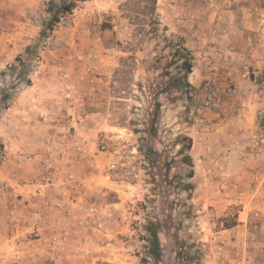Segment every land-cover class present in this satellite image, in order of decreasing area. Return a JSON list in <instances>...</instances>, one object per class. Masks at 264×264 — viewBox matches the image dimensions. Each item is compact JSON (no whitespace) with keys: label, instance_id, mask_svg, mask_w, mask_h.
I'll return each instance as SVG.
<instances>
[{"label":"rangeland","instance_id":"374dc122","mask_svg":"<svg viewBox=\"0 0 264 264\" xmlns=\"http://www.w3.org/2000/svg\"><path fill=\"white\" fill-rule=\"evenodd\" d=\"M147 4L0 0V119L14 102L31 104L42 133L38 151L22 155V180L31 175L28 165L36 162L42 169L40 160L51 150L60 169L53 198L80 203L61 222L59 231L66 234L57 245L48 238L38 245L40 236L32 231L12 242L4 236L5 221L17 204L22 205V197L4 199L0 177V264L264 260V254L245 252V236L224 232L237 225L240 212L245 217L239 183L245 170V137L241 132L234 138L237 126L229 121L243 115L245 106L234 88L220 85L226 80L219 76L196 80L190 73L188 93L174 88L183 62L178 46L188 48L187 36L176 22L177 10L168 12L165 0H158L156 17L148 13ZM71 5L72 11H61L55 18L59 8ZM253 6L264 11V0H245V18L258 28L255 14H249ZM152 18L158 23L152 24ZM215 45L205 44L199 50L202 55L188 48L193 70L201 68L196 60L215 54ZM202 67L210 74L216 68L208 62ZM236 67L248 68L243 63ZM152 124L157 134L147 131ZM259 124L264 127V122ZM180 135L193 139L192 180L179 154L184 143L175 141ZM5 150L0 140V156ZM190 181L193 192L180 185ZM24 202L30 203L27 198ZM91 208L97 210L94 215ZM253 212L260 221L261 211ZM93 219L95 223H85ZM148 221L162 224L159 263L147 254Z\"/></svg>","mask_w":264,"mask_h":264},{"label":"crops","instance_id":"0c3cea01","mask_svg":"<svg viewBox=\"0 0 264 264\" xmlns=\"http://www.w3.org/2000/svg\"><path fill=\"white\" fill-rule=\"evenodd\" d=\"M165 1L168 12L177 10L176 22L181 29L184 28L187 36L186 46L189 49L199 52L207 43L216 44L215 54L210 53L209 59L196 60L200 62L201 68L193 70L191 74L197 75L196 80H199V77L219 76V79L226 80V83L221 82L222 87L228 84V87L234 88L236 99L240 100L245 107L243 115L229 120L231 124L237 126L236 132L232 135L238 138L237 135L243 132L245 138L252 136L259 129V123L264 122V30L261 31V27L257 28L245 18V0H232V7H227L225 3L213 5L201 0ZM225 47L229 51L224 52ZM221 49L222 54L218 52ZM198 54L202 55L201 52ZM240 54H245L247 59L245 65L248 68L245 70L236 67L241 63ZM204 62L215 65L217 69L210 74L209 69H203ZM31 106V104L14 102L0 119V140L6 149V161L0 169V177L3 182L12 185L14 191L23 193L21 200L18 201L22 205L17 204L16 215L14 217L8 215L5 221L4 236L11 238L12 242L15 237H18L19 241L23 240L26 232L30 230L28 224H33L34 212L42 210L45 223L39 232L40 243L37 242L41 245L47 238L51 243V235L47 230L48 224L55 223L57 220L64 221L67 213H75L80 203L79 200L75 203L74 200L69 199L58 201L52 196L54 206L48 210L44 206L43 196L34 195L27 186H18V182L23 181L25 177L22 172L24 166L21 163L22 155L37 152L38 143L42 138V133L35 121L36 112ZM195 156H197L196 153ZM34 163L31 164L33 166L27 167L32 171L29 178L39 173L40 165L36 166ZM241 174L243 175L239 183L244 192L242 200L245 202V217L244 212H240L237 225L224 232L231 230V233H236V237L245 236V252L264 254V155L257 158L250 151H245V170L239 175ZM48 193L52 195L51 191L45 194ZM26 198L30 202L27 205L28 210L24 208L27 207L26 202L23 203ZM253 210L261 211L260 221L254 217ZM22 246L23 244L19 246V249ZM245 264H252L251 259ZM258 264H264V260Z\"/></svg>","mask_w":264,"mask_h":264},{"label":"built area","instance_id":"2783aa9c","mask_svg":"<svg viewBox=\"0 0 264 264\" xmlns=\"http://www.w3.org/2000/svg\"><path fill=\"white\" fill-rule=\"evenodd\" d=\"M210 4L213 5H219L220 3H225L227 7H232V0H208ZM249 14H255L256 16V22L259 24L258 27H261L260 30H264V11L261 8L258 7H250L249 8ZM239 60L241 63L245 64L246 58L245 54L239 55ZM215 68L214 70H216ZM239 144L240 142H236ZM241 145L244 147L245 151H250L251 154L255 157H260L261 155H264V127H259L257 129L256 133L253 134L250 137L244 138L241 140ZM6 151V150H5ZM6 154V153H5ZM1 155L0 160H3L5 162L6 156ZM57 155L51 152V150H48L46 154H44L41 158V166L42 169L39 171L38 174L33 176V178H29L25 181H19L18 186H27L30 188L32 192H34V195L37 196H43L45 198V204L44 206L51 210L54 206V200L52 199V195L45 194L46 192H50L52 188H54L57 185V175L60 169L57 167L58 158ZM29 160H32L33 157H29ZM3 162V163H4ZM22 197L23 193H18L14 191V187L10 185L7 182H4L3 184V191H2V197L7 200H13L14 196ZM96 208H91L90 212L94 215L96 212ZM11 217H14L16 215L15 210H11L10 214ZM256 216L259 217L260 213H256ZM45 215L42 210H36L34 212V221L32 225L28 224V227L30 228L29 231H32L33 234L39 235V232L43 228V224L45 223ZM85 223L91 225L95 223V220H87ZM83 224V222H82ZM61 225V220H57L55 223H49L48 224V232L50 233V240L51 244L57 245V243L61 242L62 239L60 238L61 235H65L66 233L59 231V226ZM66 237V236H64ZM53 242V243H52Z\"/></svg>","mask_w":264,"mask_h":264},{"label":"trees","instance_id":"16d2710c","mask_svg":"<svg viewBox=\"0 0 264 264\" xmlns=\"http://www.w3.org/2000/svg\"><path fill=\"white\" fill-rule=\"evenodd\" d=\"M148 2L146 9L148 13L152 17H156L157 15V9H158V0H146ZM73 5L71 6H64L62 8H59L58 12H55V18H57V14L63 11V13H67L72 11ZM157 18H152L151 23H158L156 20ZM177 54L180 55V59H183L182 65L179 67V72L175 80V86L177 90L186 89V92L188 93V87H190V84H188V75L192 73L194 68V57L191 53V51L186 48L183 44L178 46ZM180 73L182 76H180ZM7 100L5 98L4 102ZM7 104H5L6 106ZM149 133L157 134V129L155 128L154 124L150 126V128L147 130ZM147 132V133H148ZM177 142H183V146L179 150V154L184 155L182 163L190 168L188 178L189 180H192L195 175L194 171V165L192 161V157L190 155V151L193 147V139L192 137L188 135H180L176 138ZM185 191L193 192L194 191V184L190 182H181L180 184ZM162 227V224L158 221H148V224L146 225L145 229L148 235L147 241L149 242V247L147 250V254L149 258H152L156 263H159L162 259V246L160 242V236H159V229Z\"/></svg>","mask_w":264,"mask_h":264}]
</instances>
